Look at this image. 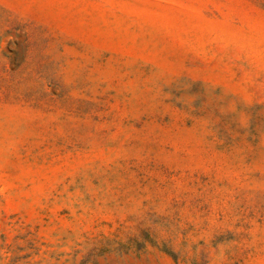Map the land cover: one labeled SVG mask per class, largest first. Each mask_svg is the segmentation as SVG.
I'll return each instance as SVG.
<instances>
[{
  "label": "rangeland",
  "instance_id": "1",
  "mask_svg": "<svg viewBox=\"0 0 264 264\" xmlns=\"http://www.w3.org/2000/svg\"><path fill=\"white\" fill-rule=\"evenodd\" d=\"M0 264H264V0H0Z\"/></svg>",
  "mask_w": 264,
  "mask_h": 264
}]
</instances>
